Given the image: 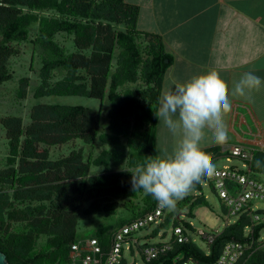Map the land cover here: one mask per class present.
Listing matches in <instances>:
<instances>
[{
    "label": "trees",
    "instance_id": "trees-1",
    "mask_svg": "<svg viewBox=\"0 0 264 264\" xmlns=\"http://www.w3.org/2000/svg\"><path fill=\"white\" fill-rule=\"evenodd\" d=\"M137 18L138 7L125 0H0V84L12 79L9 60L25 44L31 64L39 63L34 99L82 96L99 101L97 109L37 101L27 122L20 115L0 117L8 147L0 167V250L9 264H67L70 244L82 236L76 210L88 194L92 201L83 212L104 214L89 235L104 241L112 229L155 208L150 195L133 192L131 172L158 157V107L171 57L160 37L138 30ZM29 82L28 77L18 79V99L28 95ZM76 140L84 147L57 158L39 149ZM97 146L101 149L95 153ZM203 150L212 161L220 156L217 147ZM121 163L125 172L112 169ZM92 166L103 170L91 174ZM251 167L264 172V151L253 152ZM202 186L200 182L192 190ZM207 204L203 194H188L177 201L173 214L188 206L191 215L194 207ZM118 207L120 214L114 216ZM248 219L241 214L208 253L191 240L175 242L145 264H171L179 253L214 262L227 240L260 237L261 222L252 235L243 234ZM237 264H264V249L246 253Z\"/></svg>",
    "mask_w": 264,
    "mask_h": 264
},
{
    "label": "crops",
    "instance_id": "crops-1",
    "mask_svg": "<svg viewBox=\"0 0 264 264\" xmlns=\"http://www.w3.org/2000/svg\"><path fill=\"white\" fill-rule=\"evenodd\" d=\"M125 1L138 7V30L160 37L171 57L160 98L166 88L210 70L219 72L229 92L246 72L264 80V0ZM251 95V101L230 96L232 111L225 117L228 141L217 145L209 133L204 149L237 144L264 151V87ZM177 142L158 115L157 156L171 152Z\"/></svg>",
    "mask_w": 264,
    "mask_h": 264
},
{
    "label": "clouds",
    "instance_id": "clouds-1",
    "mask_svg": "<svg viewBox=\"0 0 264 264\" xmlns=\"http://www.w3.org/2000/svg\"><path fill=\"white\" fill-rule=\"evenodd\" d=\"M262 87L264 80L249 71L229 92L219 72L210 70L166 88L159 100L158 115L178 142L171 152L137 164L131 172L133 192L142 190L161 209H174L178 200L216 171L211 155L203 150L204 142L209 133L217 145L228 141L225 117L232 111L230 96L251 101V94ZM256 163L260 165V161Z\"/></svg>",
    "mask_w": 264,
    "mask_h": 264
},
{
    "label": "built area",
    "instance_id": "built-area-1",
    "mask_svg": "<svg viewBox=\"0 0 264 264\" xmlns=\"http://www.w3.org/2000/svg\"><path fill=\"white\" fill-rule=\"evenodd\" d=\"M219 155L227 161L233 157L237 158L241 162V167L229 165L215 167L214 175L210 179L202 181V185H208L222 200L226 217L225 225L221 231L216 229L213 233H208L202 229L195 230L207 242L206 253L209 252V246L216 237L226 227L237 221L241 214H246L249 217L248 223L244 226L248 230L247 236L252 235L253 227L260 222L263 213V210L256 208L257 201L264 202V182L252 170L253 151L242 145L234 144L220 149ZM164 212L165 209H161L156 202L152 211L112 229L105 241L95 235L81 236L70 244L67 264H121L124 259V250L132 252L134 247H139L145 261H150L170 250L173 243L190 241L191 239L186 234V228L177 223L173 227L174 238L171 241L139 246L135 232L152 223H161ZM230 218L235 219L229 223ZM189 224L192 227V224ZM263 243L264 239L261 238L250 237L245 241L231 238L223 244L220 254L214 262L203 263L191 256L179 253L173 258L171 264H237L246 253L260 249Z\"/></svg>",
    "mask_w": 264,
    "mask_h": 264
},
{
    "label": "rangeland",
    "instance_id": "rangeland-1",
    "mask_svg": "<svg viewBox=\"0 0 264 264\" xmlns=\"http://www.w3.org/2000/svg\"><path fill=\"white\" fill-rule=\"evenodd\" d=\"M59 39L62 38L59 37ZM20 49L21 53L17 56L11 57L9 60V67L13 72L12 79L0 84V117L6 115H20L23 117L24 121L27 122L30 108L37 101L82 104L94 109L99 107L98 100L82 96H49L39 100L34 99L32 97V87L37 85L39 82L37 77L39 63L36 61L31 64V55L25 44L20 45ZM20 77H28L30 79V86L27 87L28 95L25 99H18L15 93L19 84L18 79ZM103 115H106L105 110L103 111ZM103 128L105 129V127ZM81 147H84V145L80 141L76 140L49 147L40 145L39 149L41 151H47L51 158H57L59 156L67 155L73 148L78 149ZM100 149L101 146H97L95 153H98ZM7 151L8 147L5 130L0 125V167L3 164ZM213 163L215 164V167H221L223 165L241 167V162L234 157L231 158L230 161H227L224 157H217ZM112 169L123 170V172H125L128 168L125 163H121L119 165H112ZM102 170V166H92L90 168V173H99ZM254 174L264 182V172H254ZM124 178L125 177L123 176L121 179ZM199 193L205 195L208 202L207 205L194 207L191 211V215L189 214L190 208L188 206L179 209L177 211V215L173 214L175 208L165 209L161 223H152L135 232V237L139 241V246L143 247L145 244H158L171 241L173 236V227L175 223H178L186 228V234L194 242V244L201 250L207 252L206 240L195 230L202 229L208 233H213L216 229L221 231L226 222V217L224 216L225 206L223 205L222 200L208 185H203L201 191L191 190L189 192V194L193 195ZM91 201L92 196L91 194H88V196L79 200V205L76 210L78 214L77 231L82 236L91 234L93 228L97 227L98 223L102 221L104 216L103 213L85 214L83 212L84 209L90 205ZM138 202V200H135V203ZM122 203L123 200H120L118 205H122ZM256 208L263 210L260 222L264 223V202L261 200L257 201ZM120 209L121 207L117 208L114 216H118L120 214ZM169 215H171L170 219H166ZM233 219L235 218H230L229 223H231ZM187 223H191L192 228H189ZM247 233V228H243V234L246 235ZM259 238L264 239V227L260 230ZM261 248L264 249V243L261 245ZM123 258L125 259L126 264H145V259L139 247H134L132 252L124 250Z\"/></svg>",
    "mask_w": 264,
    "mask_h": 264
},
{
    "label": "water",
    "instance_id": "water-1",
    "mask_svg": "<svg viewBox=\"0 0 264 264\" xmlns=\"http://www.w3.org/2000/svg\"><path fill=\"white\" fill-rule=\"evenodd\" d=\"M167 61V60H166ZM257 212H260V210H257ZM0 264H9L6 255L4 252L0 250Z\"/></svg>",
    "mask_w": 264,
    "mask_h": 264
}]
</instances>
